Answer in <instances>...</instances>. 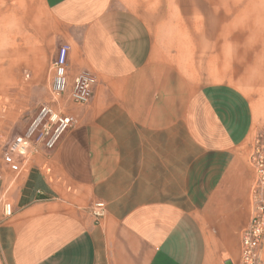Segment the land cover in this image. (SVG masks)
Instances as JSON below:
<instances>
[{"label":"crops","instance_id":"obj_1","mask_svg":"<svg viewBox=\"0 0 264 264\" xmlns=\"http://www.w3.org/2000/svg\"><path fill=\"white\" fill-rule=\"evenodd\" d=\"M63 46L94 97L50 154L14 170L0 145V264H239L264 103L179 58L264 67V0H0V93L50 95Z\"/></svg>","mask_w":264,"mask_h":264},{"label":"built area","instance_id":"obj_2","mask_svg":"<svg viewBox=\"0 0 264 264\" xmlns=\"http://www.w3.org/2000/svg\"><path fill=\"white\" fill-rule=\"evenodd\" d=\"M69 46H63L51 64V103L43 105L28 125L25 133L15 137L8 145L5 160L14 170L35 154L47 155L54 151L63 137L73 127V120L66 112L67 105L86 106L93 97L96 78L86 72L70 78L67 72ZM250 166L254 172L251 188V219L249 227L242 233L241 258L239 264H264V146L256 140L251 148ZM0 169V182H1ZM108 212L103 201L94 202L88 209L96 224H100ZM4 214L10 218L13 207L5 203Z\"/></svg>","mask_w":264,"mask_h":264},{"label":"rangeland","instance_id":"obj_3","mask_svg":"<svg viewBox=\"0 0 264 264\" xmlns=\"http://www.w3.org/2000/svg\"><path fill=\"white\" fill-rule=\"evenodd\" d=\"M184 55L187 54H181L179 62L185 67L190 76L196 77V75H199L204 81L228 79L243 89L255 104L264 103V67L249 68L245 66L231 70L221 69L223 73L217 77L207 73V71L211 72L209 69L197 67L199 58H196L197 62L195 60L193 62L185 58ZM241 59H243L241 63L247 64V53H243ZM1 88H3L0 93V145L2 146L6 141L9 144V141L15 137L23 135L28 120L34 119L43 105L51 103V99L49 94H46L44 99H36L31 94H24L22 85L19 93L14 96L7 94L9 91L6 87ZM256 140H260V143L264 146V130L256 135L254 142Z\"/></svg>","mask_w":264,"mask_h":264},{"label":"water","instance_id":"obj_4","mask_svg":"<svg viewBox=\"0 0 264 264\" xmlns=\"http://www.w3.org/2000/svg\"><path fill=\"white\" fill-rule=\"evenodd\" d=\"M225 264H232L230 261H227Z\"/></svg>","mask_w":264,"mask_h":264}]
</instances>
